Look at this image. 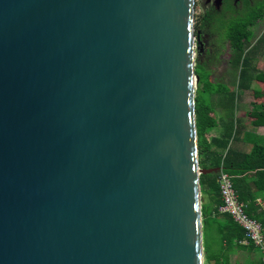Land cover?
Segmentation results:
<instances>
[{
	"label": "water",
	"instance_id": "obj_1",
	"mask_svg": "<svg viewBox=\"0 0 264 264\" xmlns=\"http://www.w3.org/2000/svg\"><path fill=\"white\" fill-rule=\"evenodd\" d=\"M194 9L0 0V264H203Z\"/></svg>",
	"mask_w": 264,
	"mask_h": 264
},
{
	"label": "trees",
	"instance_id": "obj_2",
	"mask_svg": "<svg viewBox=\"0 0 264 264\" xmlns=\"http://www.w3.org/2000/svg\"><path fill=\"white\" fill-rule=\"evenodd\" d=\"M224 8L233 10L228 18L212 12L208 15V18H205L206 21L202 19L201 23H205L208 30L218 34L223 41H228L233 52L230 59L237 65L243 61L244 65L246 64L247 55L251 51V49L249 51L247 49L251 45L249 40L253 36L252 27L258 20L263 18L264 7L256 8L245 3L243 12L245 11L246 13L243 14L238 13L243 7L235 9L231 0H228ZM197 18L199 20V17ZM259 39L256 41H259ZM245 52H247V55L243 58ZM209 84L211 83L209 82ZM200 85L201 81L199 78L195 91V121L199 166L202 169L222 168L225 172L232 175L239 200L247 205L246 212L248 215L261 223L264 234V205L260 206L258 204V199L264 193V144H254V148L249 154L238 151L232 142L236 141L243 131L242 128L235 130L233 123L225 126L222 124L223 127L220 134L214 137L210 136L211 131L219 127L210 106L200 102ZM222 93V91H216L212 94L213 96H220ZM254 95L259 99L263 93L254 92ZM219 100L221 102V99ZM250 118L254 120L252 123L254 128L264 127L263 103L252 104ZM252 170L256 171V174L254 175L255 179L250 181L247 174ZM217 177L218 173L215 172L200 174L199 177L203 264H232L231 255L236 250L254 253L258 248L253 244L249 246L240 245L239 242L245 238L244 229L230 215L219 212L222 201Z\"/></svg>",
	"mask_w": 264,
	"mask_h": 264
},
{
	"label": "rangeland",
	"instance_id": "obj_3",
	"mask_svg": "<svg viewBox=\"0 0 264 264\" xmlns=\"http://www.w3.org/2000/svg\"><path fill=\"white\" fill-rule=\"evenodd\" d=\"M203 8V0H195L194 21L195 17H200L203 14ZM244 9L243 6L239 12H243ZM252 35L249 41L251 42L250 46L254 45V48L249 46L247 51L249 49L251 51L248 55L245 52L243 58L247 55L246 64L243 65L242 61L237 65L230 59L233 54L232 48L228 41H224L223 50L218 61L212 63V68H210L209 60H203L196 68V74L201 81L200 102L210 106L215 119L221 117L224 126L233 123L235 130L243 127L246 122L243 119V114L247 115V111L248 113L252 112L253 103L264 104V21L252 27ZM257 39L259 41H256ZM216 91L223 92L221 97L213 96L212 93ZM254 92H261L263 95H260L261 97L258 99ZM249 114L248 118H250ZM254 134L256 133H253V139H257ZM240 136L232 142L235 148L239 144ZM262 258L263 253L260 251L252 254L236 250L231 256V261L233 264H263Z\"/></svg>",
	"mask_w": 264,
	"mask_h": 264
},
{
	"label": "flooded vegetation",
	"instance_id": "obj_4",
	"mask_svg": "<svg viewBox=\"0 0 264 264\" xmlns=\"http://www.w3.org/2000/svg\"><path fill=\"white\" fill-rule=\"evenodd\" d=\"M215 0H203V14L201 17L196 18V22L194 25L195 28V68L203 61V60H209L210 61V68H212V63L214 61H218V58L220 56V53L222 52L223 48V40L220 38V36L213 31L211 32L208 30V27L205 23H201V20L206 21V17L208 18V15L210 13L214 14H221V17L228 18L233 10L225 9V3H227L228 0H222V4L220 7H216L214 4ZM231 3L234 5L235 9H240V6L243 7L245 3H248L251 6H255L256 8H259L260 6L264 7V0H231ZM237 12V11H236ZM238 13H246L244 12H238ZM208 21V19H207ZM264 21V16L262 19L258 20L254 26H256L258 23H262ZM219 47V48H218ZM214 56V58H212ZM217 56V57H215Z\"/></svg>",
	"mask_w": 264,
	"mask_h": 264
},
{
	"label": "built area",
	"instance_id": "obj_5",
	"mask_svg": "<svg viewBox=\"0 0 264 264\" xmlns=\"http://www.w3.org/2000/svg\"><path fill=\"white\" fill-rule=\"evenodd\" d=\"M217 183L222 201L219 212L230 215L245 231V238L239 244L243 246L253 244L264 255V234L261 223L246 212L247 206L239 200L232 175L220 168Z\"/></svg>",
	"mask_w": 264,
	"mask_h": 264
},
{
	"label": "crops",
	"instance_id": "obj_6",
	"mask_svg": "<svg viewBox=\"0 0 264 264\" xmlns=\"http://www.w3.org/2000/svg\"><path fill=\"white\" fill-rule=\"evenodd\" d=\"M249 113H251V111ZM249 113L247 111V115L245 113L243 114V119H245L246 122L242 127L243 132L241 133V136H240L241 138H239L240 139L239 144L236 147V149L238 151L244 152L246 154H249L253 150L254 144H258V145L264 144V127L254 128L252 125L254 120H253V118H248ZM216 121L218 123L219 128H216L213 131H211L210 136H213V137L219 135L220 132L222 131V127H223V125H222L223 122H222L221 117L220 118L218 117L216 119ZM253 133H256V134H254V136H256L257 139H255V138L253 139V137H252ZM255 174H256V171H253V170L247 174V177H249L250 181L252 179H255V176H254ZM258 204H260V206L264 205V193H262L260 198L258 199ZM257 251H260V250L257 249ZM239 252H244V251H239ZM262 261L264 262V255H263ZM231 263H232V261H231Z\"/></svg>",
	"mask_w": 264,
	"mask_h": 264
}]
</instances>
